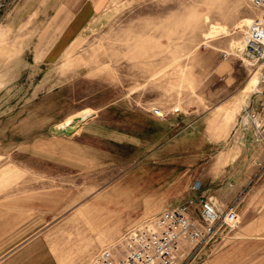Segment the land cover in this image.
Returning <instances> with one entry per match:
<instances>
[{
  "label": "rangeland",
  "instance_id": "1",
  "mask_svg": "<svg viewBox=\"0 0 264 264\" xmlns=\"http://www.w3.org/2000/svg\"><path fill=\"white\" fill-rule=\"evenodd\" d=\"M21 2L4 0L0 19ZM261 15L243 0H107L74 31L1 25L0 264H90L161 213L143 208L163 197L165 168L176 176V161L199 155L187 178L238 218L189 264H264V163L233 200L238 178L224 169L248 161L242 127L259 71L241 46ZM77 116L72 135L52 134Z\"/></svg>",
  "mask_w": 264,
  "mask_h": 264
},
{
  "label": "built area",
  "instance_id": "2",
  "mask_svg": "<svg viewBox=\"0 0 264 264\" xmlns=\"http://www.w3.org/2000/svg\"><path fill=\"white\" fill-rule=\"evenodd\" d=\"M4 0H0V8ZM249 6L264 11V0H243ZM244 57L259 71V85L264 87V16L247 26ZM161 117L158 110L153 111ZM246 112V119L262 137V122ZM262 118L264 112L259 111ZM200 193L178 206L162 211L145 226L125 231L111 247L93 258L90 264H189L222 228L237 223L234 206L222 209L200 192V185L191 188ZM198 211V212H197ZM198 213V218L192 216Z\"/></svg>",
  "mask_w": 264,
  "mask_h": 264
},
{
  "label": "crops",
  "instance_id": "3",
  "mask_svg": "<svg viewBox=\"0 0 264 264\" xmlns=\"http://www.w3.org/2000/svg\"><path fill=\"white\" fill-rule=\"evenodd\" d=\"M106 2L107 0H22L16 10L10 13H4L3 18L0 19V26L2 25V31H34L35 27H37L35 23L39 20H44L47 22L43 24L45 26H43L44 28L41 31H74L75 27L72 26L77 16L85 10H91L92 14L94 13L95 15ZM246 101V104H248V113L256 115L255 121L263 123L261 131L263 140L258 137L259 135L256 133L251 122L249 123L248 121L247 128L242 127L245 128L243 131L248 132V161L247 156L243 158L236 155L231 161H228V165L226 164L224 168H228V173L234 174L238 178V182H235L234 186L228 188V191L225 192V194H227L226 196L230 197V200H233L242 193L243 188L247 185L246 180L251 178L258 170V166L254 164L257 162L259 164L264 163V118H262L261 113L259 114V111L264 112V87L258 84L252 91L248 90V98ZM237 121L238 120H236V122ZM71 122L72 121L67 122L66 125H70ZM235 127L236 123H233L232 130H234ZM237 135L234 141L241 142L244 132H240L239 129H237ZM244 143H246V141ZM155 155L156 153L151 158L152 162L148 168V176H146V178L152 182H155L154 180H157L158 176V174L155 175L152 173L154 170L156 171V167L153 165L158 164ZM161 158L165 157L161 156ZM172 158H169L168 155V159L165 158L166 160L164 163L172 164V162H174ZM201 159L202 155H199L195 157V160L179 159L180 161H176L180 164V170L176 176H174L176 171H173L172 167H166V174L164 177L166 182L164 185V192L161 194L163 197L153 205H148L149 202H147L143 210L153 213L162 212L178 206L183 202L184 198L197 197L200 193L194 192L191 188L201 185L199 184L200 181L187 178V172H189L190 168L194 167L190 164V161L192 163L200 162ZM162 161L160 162L162 163ZM242 163H245L243 168L241 166ZM167 169L168 171L172 169V171L167 173ZM140 177L141 171L132 175L131 179L137 180L140 179ZM173 180H179L181 185L175 186L177 183L174 184ZM131 189L135 194L138 192L136 185ZM222 193L223 191L219 190L215 195L220 196ZM202 195L205 196L203 193Z\"/></svg>",
  "mask_w": 264,
  "mask_h": 264
},
{
  "label": "water",
  "instance_id": "4",
  "mask_svg": "<svg viewBox=\"0 0 264 264\" xmlns=\"http://www.w3.org/2000/svg\"><path fill=\"white\" fill-rule=\"evenodd\" d=\"M85 118H82L81 116H77L72 118V122L70 125H64L62 127L53 128L52 134L54 136H66L69 137L75 132V129L79 126V124L84 121Z\"/></svg>",
  "mask_w": 264,
  "mask_h": 264
},
{
  "label": "bare ground",
  "instance_id": "5",
  "mask_svg": "<svg viewBox=\"0 0 264 264\" xmlns=\"http://www.w3.org/2000/svg\"><path fill=\"white\" fill-rule=\"evenodd\" d=\"M244 48H245V41L243 40L241 50L244 51ZM257 75H258V73H257ZM257 79H258V84H259V77H257Z\"/></svg>",
  "mask_w": 264,
  "mask_h": 264
}]
</instances>
